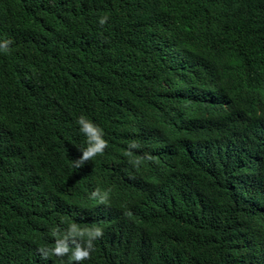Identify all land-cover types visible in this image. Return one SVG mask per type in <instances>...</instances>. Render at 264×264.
Returning <instances> with one entry per match:
<instances>
[{
    "label": "trees",
    "instance_id": "16d2710c",
    "mask_svg": "<svg viewBox=\"0 0 264 264\" xmlns=\"http://www.w3.org/2000/svg\"><path fill=\"white\" fill-rule=\"evenodd\" d=\"M5 40L0 264H67L37 248L72 222L82 264H264V0H0Z\"/></svg>",
    "mask_w": 264,
    "mask_h": 264
},
{
    "label": "clouds",
    "instance_id": "9594fccd",
    "mask_svg": "<svg viewBox=\"0 0 264 264\" xmlns=\"http://www.w3.org/2000/svg\"><path fill=\"white\" fill-rule=\"evenodd\" d=\"M107 17L102 16L99 19L100 25L107 23ZM10 41L0 43V51L7 52ZM77 124L80 126L81 133L86 137V147L79 148L82 155L75 159L73 167L82 168L91 162L97 156L103 155L108 148V141L104 137V131L92 120L81 115L77 119ZM141 147L136 141L128 144L124 155L129 158V163L139 169L146 161H153L154 157L145 153L142 156H135L134 150ZM98 204L109 206L111 203V190H101L97 187L90 196ZM49 235L53 239L54 244L51 247L40 246L37 248L42 260L47 261L51 257H67V264H82L83 261L91 259V254L94 251V242L103 237L104 229L99 225L81 227L80 224L72 222L67 223V226L62 230L59 227H52L49 230Z\"/></svg>",
    "mask_w": 264,
    "mask_h": 264
}]
</instances>
